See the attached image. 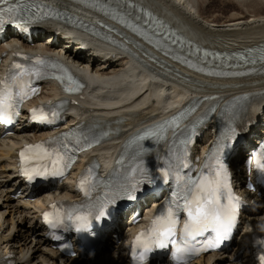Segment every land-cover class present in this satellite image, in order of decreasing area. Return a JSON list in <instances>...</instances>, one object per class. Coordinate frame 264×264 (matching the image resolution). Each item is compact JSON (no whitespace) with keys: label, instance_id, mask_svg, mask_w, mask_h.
Masks as SVG:
<instances>
[{"label":"bare ground","instance_id":"6f19581e","mask_svg":"<svg viewBox=\"0 0 264 264\" xmlns=\"http://www.w3.org/2000/svg\"><path fill=\"white\" fill-rule=\"evenodd\" d=\"M132 2L135 8L147 7L169 26L179 31L180 41L188 47L195 45L210 51L217 50L220 53L246 50L258 46L264 47V0H132ZM215 2H218L220 6L215 4L216 6L212 7ZM100 23L110 24L114 27L119 26L122 42L128 39L131 44L140 46L137 51L141 56L143 55L146 59H155L158 66L162 64V68L171 70L172 76L186 83V90H179V92L181 91V98L178 102L180 104L196 98L200 101L199 108L211 105L215 110L214 114H216L225 101L240 96H249L251 103L248 107V109L250 108L248 118H253L257 115V109L260 110L259 106L264 103V68H257L256 72L240 76L206 75L179 61L172 62L163 51L146 45L141 39L110 19L103 18ZM45 28L46 33H51L48 38H51L53 29L47 25ZM70 42L53 44L52 49L59 52L63 58L69 63L71 62L77 71L85 76H88L87 66L92 69V73L95 75L94 77L91 75V79L96 78L99 80L98 82H104L118 74L123 75L126 66L124 57H119L117 61H113V56L107 57L105 60L103 58L102 61L108 63V65H104L86 57L84 55L86 50H83L80 44L71 45ZM37 45L48 48L46 44ZM116 54L124 53L117 50ZM158 84V89L164 94L165 106L158 102L156 105L149 104L146 109L141 110L149 97L148 93L145 94L146 96L142 95L144 92H142V86L137 88L134 99L130 100L127 105L111 106L113 100L103 99L92 102L90 101L92 95L98 93L103 87L97 83L95 88L87 89L83 95L84 99H81L79 105L65 113L68 117L75 119L76 116H72L75 111L83 123L100 122L111 134L101 143L98 152L103 156H113L120 152L126 142L136 134V129L142 127L147 120L163 115L173 105H176L174 93L177 88H173L172 84L167 81ZM58 93L57 87L51 82L46 85L41 97L54 98ZM211 125L214 127L212 122ZM210 130L209 127L205 131L206 134L202 141L205 144L204 147L212 138ZM31 135L37 136L38 134L19 131L6 142H0V178H6L5 180L0 179V228L2 229L0 260L5 254L10 253L13 255L12 259L16 260V264H125L123 243L114 245L112 239L94 262L71 257L59 258L55 255L54 250L47 248L41 233L40 210L54 199L66 196L74 197L75 194L72 192V187L61 184L56 190L38 195L32 201L24 193L17 200L11 196V191L17 185L20 188H25L22 179L17 175L14 149L21 136ZM166 147L167 143H161L156 148L155 154L161 153ZM93 150L95 151L92 149L85 152V156L93 155ZM2 186L7 187L4 194ZM252 198L255 208L249 215H245L244 219H247L253 226L264 224V193L262 192L259 197L254 194ZM31 240L35 245L30 243ZM239 244L241 243L236 246ZM28 252L30 253L29 259L23 260L24 255ZM242 254H244L245 261L240 264H252L249 256L245 252ZM232 257L233 254H213L204 260H197L193 263L234 264ZM0 264L3 263L0 261Z\"/></svg>","mask_w":264,"mask_h":264},{"label":"snow or ice","instance_id":"6c2138e0","mask_svg":"<svg viewBox=\"0 0 264 264\" xmlns=\"http://www.w3.org/2000/svg\"><path fill=\"white\" fill-rule=\"evenodd\" d=\"M0 4L6 5L0 7V28L5 23L16 24L18 26L26 23L23 13L28 9L22 3V0H16L15 3H9V0H0ZM37 63L43 64L45 61L38 59ZM57 65H53L56 67ZM14 69H18L14 76L30 73L33 69H28L19 63L13 65ZM67 72V70H64ZM38 74V73H37ZM63 82L64 77L58 76ZM67 79L75 86V89L82 87L73 77L68 74ZM69 87L68 91L75 90ZM35 89H31V93H35ZM30 95L27 91H22L19 98L16 99L9 90L8 81H0V120L11 123L13 115L18 116V104L22 103L25 98ZM32 119L38 121H48V114L41 107L31 110ZM55 116V113L52 114ZM180 117H173L170 123H175ZM50 122V121H49ZM163 128V126H160ZM155 135L152 130H147L144 135L138 137L144 140ZM237 131L234 127L229 126L206 156L204 169L196 177L188 176L182 178L177 174V179L184 180L182 195L177 194L172 200L175 205V211L169 206L167 216L158 215L152 222V227L147 232H140L133 241L131 254L133 259H139L141 264L148 259V254L155 248L161 249L168 247L169 242L175 245L176 241L172 239L175 236L176 225L178 222L177 212L183 211L187 215V221L184 225L187 235L196 242L194 249L195 254L219 249L225 241L231 238L233 230L237 224L241 201L234 195L231 184V173L225 162L224 154L234 142ZM91 146V145H89ZM65 147H67L65 145ZM264 149V146H262ZM23 166V174L32 180L36 176L63 175L64 171L70 167L72 157L66 156L58 149L49 151L43 144L27 145L25 149L19 153ZM30 161H39L35 167H28ZM51 165L49 170L48 165ZM256 170L260 173V179L264 180V150L255 154ZM184 167H188L184 164ZM162 174L167 179L169 172L165 169ZM150 182V181H149ZM86 183L85 179H81L80 187L83 190ZM137 183L121 185L110 199L98 202L95 205H89L87 211L73 208L67 213H63L61 209L53 204V211L44 213V220L52 227L64 224L65 217L75 227L76 232L91 231L93 220L100 222L110 215L108 208L110 204H115L117 198H127L128 200L136 199L138 190ZM87 195V192H85ZM182 201V203L178 202ZM198 237L202 239H197ZM60 237H56L59 239ZM180 249L177 248L173 252L176 256ZM259 264H264V253L259 257Z\"/></svg>","mask_w":264,"mask_h":264},{"label":"rangeland","instance_id":"374dc122","mask_svg":"<svg viewBox=\"0 0 264 264\" xmlns=\"http://www.w3.org/2000/svg\"><path fill=\"white\" fill-rule=\"evenodd\" d=\"M217 3H218V2H215V3L212 5V7H215L216 5H219V6H220V4H219V3L217 4ZM215 4H216V5H215ZM216 14H218V13L216 12ZM0 179L5 180V178H3V177L0 178ZM6 188H7L6 186H2V187H1V189H4V190H3V194L6 192V190H7ZM5 189H6V190H5ZM6 214H7V213H6ZM34 241H35V239H34ZM34 241L31 240L30 243L33 244ZM33 245H35V243H34ZM28 255H29V254H27L26 256H28Z\"/></svg>","mask_w":264,"mask_h":264}]
</instances>
